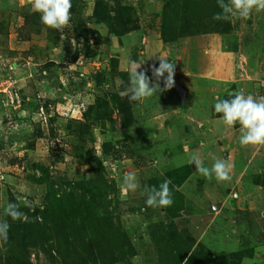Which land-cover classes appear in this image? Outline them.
<instances>
[{"label":"rangeland","instance_id":"rangeland-1","mask_svg":"<svg viewBox=\"0 0 264 264\" xmlns=\"http://www.w3.org/2000/svg\"><path fill=\"white\" fill-rule=\"evenodd\" d=\"M94 1L71 0V9L89 17L93 13ZM165 1L121 0L122 5L132 9L137 27L121 37L111 34L106 25L89 21L85 28L91 37L89 50L92 54L86 56L82 38L76 36L72 21L62 32L45 30L42 24L24 29V15L34 13L31 0H0V223L12 201L19 205L43 204L48 185L46 181L42 184L36 181L43 180V175L49 178L48 184L63 182L61 188L55 184L51 191L53 195L57 193L58 205L66 207L65 202H69L66 196L72 193L75 198L71 199V203H75L78 209L82 195H87L85 190L96 188L95 183L91 182L99 176L103 179L98 185L101 189L99 194L102 193L104 199H100V204H93L96 216L103 222L98 226V235L103 236V242L113 248V254L109 255L111 259L101 257L95 264H167L174 260L170 261L168 255L162 254L159 259L160 242L157 239L162 231L159 227L163 228L160 224L174 215H168L164 208L149 207L146 204V187L158 188L163 181L170 180L171 207L177 210L174 213L178 215L180 208L177 207L182 206L183 209V203L191 208L208 204L207 198L211 199L210 202L219 201L231 188H235L232 196L236 198L239 185L247 186L249 175L255 168L254 162L248 165L244 178L237 183V174L231 176L229 181L220 183L215 178L205 179L196 172L193 162V176L182 186L180 195L175 180H181L190 165L180 171L173 170L180 165L178 160H182L178 145L190 142L194 148L195 141L203 139L205 146L198 148L195 157L208 167L215 159L223 158L225 151L219 153L218 143L214 140L207 143V137H200L197 131L194 132L197 134L195 138L190 137L188 121L193 120L187 116L178 113L179 116L172 117L174 122L171 123V118L157 114L163 112L164 107L169 110L175 95L173 91L182 85L185 88V79L190 78L175 59L178 53V57L182 53L179 58L184 61L188 59L190 46L197 52L191 68L198 74L194 86L199 89L194 95L198 96L196 102L200 107L209 105V89H216L218 98L223 99L226 94L242 92V82L246 80L252 90L246 91L247 88H244L245 96L253 93L264 96V84H260L261 90L255 87L258 82L256 77H264V12L253 11L246 20H213L210 11L203 19L195 16L197 34L177 37L173 43L164 44L160 27ZM188 12H185L186 15L191 14ZM177 24V27L181 25L179 21ZM28 29L31 30L29 40L23 41L20 34L25 37ZM98 39L102 42L99 45L96 43ZM161 46L166 55L159 56ZM152 51L153 56L149 58L147 55ZM75 52L79 54L76 60L73 59ZM159 57L175 64L174 86L142 102H135L131 107V125L123 129L120 115L115 111L111 99L113 95L119 96L121 89L128 84V61L142 64L138 71H144L150 81H154L152 68L159 66ZM112 60L116 61V72L111 76ZM222 60L226 61L223 63ZM46 65H51L48 70L44 69ZM99 72L107 75V81L97 88L92 75ZM166 75L161 78V89ZM222 92L224 94H220ZM180 93L181 97L178 98L184 100L185 104L190 98H186L182 91ZM96 99L106 102L108 111H112L110 117L113 122L106 120L102 126L96 124L87 127L82 114ZM190 101H193L192 98ZM40 107L45 115H39ZM212 112L215 113L214 109ZM205 118L198 117L199 120ZM164 119L167 124L162 127ZM170 123L172 131H168ZM104 143L111 145L105 156ZM243 148L240 147L239 151L243 157H248L249 148ZM186 149L190 151V148ZM95 159L100 161L103 172L99 171ZM33 165L38 168L33 169ZM39 167L46 169V172L42 173ZM235 167L239 169L240 164L236 163ZM129 173L134 174L140 185L134 192L125 190L123 184L124 177ZM175 173L178 176L175 177ZM65 183H70V187ZM102 189H105L104 192ZM210 207L214 209L212 203ZM80 213L81 217L86 216L84 212ZM57 235H52L54 242L57 237L62 238V233ZM175 237H172L174 241ZM174 244L169 242L171 249ZM231 248L235 250L234 245ZM52 253L56 255L55 251ZM88 255L83 254L85 258ZM76 257L80 258V255ZM29 258L31 264H79L70 260L63 263L61 258L51 262L41 251H32ZM89 263L93 264L91 259Z\"/></svg>","mask_w":264,"mask_h":264},{"label":"trees","instance_id":"trees-1","mask_svg":"<svg viewBox=\"0 0 264 264\" xmlns=\"http://www.w3.org/2000/svg\"><path fill=\"white\" fill-rule=\"evenodd\" d=\"M199 9L200 12L198 13L197 10ZM219 10L220 8L218 7L217 0H166L161 13L160 36L162 42L167 44L168 42L171 43L174 41L177 37L183 38L194 36L198 33L197 25L194 23L195 16L203 19L204 16H207V12L210 13L211 11V14L214 15L218 13ZM131 11V8L122 5L121 0H95L93 13L89 17H84L82 13L77 14L71 9L73 18H71L70 22L72 21L75 23L74 31L76 36L82 38L85 55L90 56L92 54L89 50L91 37H89L88 30L85 28V25L89 21L93 20L96 24H104L111 34L115 37H121L129 34L132 29L137 28ZM187 11H189L188 13H191L189 14L190 16L188 14L186 15L185 12ZM178 21L181 24L179 27H177ZM37 25H41L39 14L29 13L24 15V29L26 27L33 28ZM30 31L31 30L29 29L27 30L25 37H22L20 34L23 41L29 40ZM106 42H108V40H106ZM96 43L99 45L102 42L98 39ZM78 56L79 54L75 52L73 59L76 60ZM110 64V74L112 76L113 73L116 72V61L112 60ZM50 66L51 65H46L44 69L48 70ZM106 76L107 75L104 72L92 75V80L97 88H100L103 83L107 81ZM122 76L124 77L126 75ZM123 90L124 87L121 89V92ZM76 91L78 92L80 89H76ZM231 98L232 96H225L223 99ZM111 101L114 104L115 111L120 115L121 127L127 129L131 125V107L135 102H130L127 96L121 95H113ZM107 107L105 101L98 99L95 100L94 104L89 105L82 114L85 126L88 127L96 124L102 126L106 120L113 122L110 117L112 111H108ZM235 127H239V124ZM102 148L105 156L109 153L111 145L109 143H104ZM95 161L98 164L99 171L103 172L104 169L100 161L98 159H95ZM32 168L37 169L38 166L33 165ZM39 169L42 173L46 172V169L44 168L39 167ZM188 170L191 171V167L187 169V172L181 180H175L177 185H180V183L187 177L189 173ZM177 174L178 173H175L173 175L176 177L178 176ZM48 179L49 178L44 175L43 180L36 179V181L39 182L38 184L45 183L46 181V184L49 186L46 187L47 196H45L42 205L36 206L31 203L19 205L15 201H12V204H15L18 210L24 214L23 218L13 219L11 216L4 215L1 223L6 222L8 224V230L7 241L4 242L0 239V264H31L29 257L32 251H41L51 262L56 258H61L63 263L70 260L79 264H90L89 260L91 259L93 264H95V262H98L101 257L103 259H106L107 257L111 259L109 255L111 256L113 254V248L107 246L105 242H103V236L100 237L98 235V226L103 222L99 220L100 218L98 216H96L93 205L96 202L97 204H100L98 203L101 201L100 199H104L103 194H99L101 189L98 187L103 179L98 176V179L100 180L95 179L91 182L95 183L96 188L85 190L87 195L83 194L78 203L80 209L74 205L75 203H71V199L75 198L72 193L66 196L67 199H69V202H65V204H67L66 207L58 205L59 201L56 199L57 193L53 195V192L51 191H53V185H59V188H61L64 184L63 182H51L48 184ZM96 180H98V182ZM65 185L70 187L71 184L65 183ZM80 189L82 190V188ZM86 198L88 200H86ZM75 210H78V212ZM80 211H82V213L84 212L86 216L81 217ZM176 211H174L171 206L164 208V212L168 215L171 214L175 216L176 213L174 212ZM87 226H89V229ZM89 230L92 235L89 233ZM53 233L58 234L57 236H59V233H62V238L57 237L56 242H54L52 236ZM61 240L63 242H61ZM53 251H55L56 255H52ZM83 252L85 254L89 253L90 255L85 258ZM76 255H80V258L76 257ZM208 257L209 263L205 259L203 261H198L195 255H190L184 264L226 263V260L224 259L212 258L210 255H208Z\"/></svg>","mask_w":264,"mask_h":264},{"label":"crops","instance_id":"crops-1","mask_svg":"<svg viewBox=\"0 0 264 264\" xmlns=\"http://www.w3.org/2000/svg\"><path fill=\"white\" fill-rule=\"evenodd\" d=\"M159 49V56L162 54L166 55L162 46ZM153 53L154 51L150 52L147 56L151 58ZM190 53L188 59L186 58L185 61L179 58L182 57V53L179 57V53L176 54L175 57L180 62L181 70L185 74L190 75L189 79H185V88L182 85L179 86L178 90H174L172 94H175V97L173 96L171 99L173 101L172 106L168 107V111L167 107H164V111H159L157 115L159 117L171 118L169 119L171 123L174 122L172 117L179 116L178 113L193 120L188 121V124L191 126L190 137L195 138L197 134H194V132L197 131L200 137H207V143L213 140V142H217L219 153L225 151L223 158L231 165L230 176L237 174L236 183L244 178L248 165L254 162L255 168L251 172V175H249V179L247 177L249 182L247 186L244 188L242 185H239V188H237L236 198L232 196L235 188H231L225 191V195L221 200H212L210 202L211 199L207 198L206 202L208 204L205 203L202 206L187 208L185 203H183L184 201H182L184 208L182 209V206L177 207L180 208L179 214L165 221V225L164 223L160 224L163 228L159 227L162 231L160 232V238L157 239L160 242L158 250L159 259H161L160 254L168 255L170 261L174 260V262L167 264H184L190 255H195L198 261L205 259L209 263L208 255H210L212 258L226 260L225 264H264V145L247 146L249 148L247 153L249 156L243 157L239 151L241 147L239 143V127L233 129L225 127L220 122L219 115L212 112L214 104L219 97L216 95V89L212 91L209 89L211 100L207 107H200L198 105V102H196L198 96L194 95L199 89L197 86H194V84H197L198 74L191 68L192 63L195 62L197 52L191 46ZM210 59L212 58L210 57ZM215 61L218 62L216 59ZM225 61L222 60L223 63ZM209 63L210 65L212 64L211 61ZM256 78L258 82L255 84V87H259V90H261L260 86L262 85L260 84H264V77L257 76ZM242 83V86L247 88L246 91L252 90V86L249 85L247 80ZM244 88L243 93L246 92ZM180 91L185 93L186 98H192L193 101L191 102L188 99L189 103L183 104L184 100L180 101V98H178L181 97ZM224 92L220 94H224ZM231 95L226 94V96ZM251 95L255 98L261 97V95L255 93ZM198 117L206 118L199 120ZM171 123L168 125V128H170L168 131H172ZM166 124L167 121L165 120L161 126L163 127ZM185 143L186 145L177 146L181 149L182 160L181 158L180 162L178 160V164L180 165L174 168V171H180L187 165L191 167L192 157L195 154L198 155V148L205 146L201 138L195 141L194 148L190 146V142ZM187 147L190 148L189 152L185 151ZM182 162L183 165H181ZM236 163L240 164L239 169L235 167ZM194 169H196L195 166ZM192 176L193 171L191 169L187 177L177 188V192L180 195L182 186ZM211 203L214 207L213 210L210 209ZM195 208L197 209L195 210ZM172 237H175L176 241ZM169 242L175 243L172 249L169 246ZM232 245H234L235 250L231 248Z\"/></svg>","mask_w":264,"mask_h":264},{"label":"clouds","instance_id":"clouds-1","mask_svg":"<svg viewBox=\"0 0 264 264\" xmlns=\"http://www.w3.org/2000/svg\"><path fill=\"white\" fill-rule=\"evenodd\" d=\"M220 12L213 15V20L248 19L253 11L264 12V0H217ZM71 0H31V9L39 14L40 22L45 30L52 29L62 32L71 20ZM129 73L127 86L120 93L127 96L130 102H142L147 98L168 91L174 86L175 64L167 58L159 57V66L152 68L150 78L144 71H138L141 65L135 61H128ZM163 88H160L161 78ZM123 83V81H121ZM214 111L219 115L220 122L227 128L233 129L239 124V143L241 147L264 145V96L255 98L252 95L245 96L243 92H236L231 99L217 98ZM195 163L196 172L205 179L226 182L231 179V165L226 159H215L211 167L193 156L191 163ZM125 190L136 191L140 185L134 174H127L123 181ZM170 180L163 181L159 187L145 188L147 194L146 204L149 207L167 208L173 204L172 191L169 187ZM5 214L13 219H21L24 214L15 204H9ZM8 224L0 223V239L7 241Z\"/></svg>","mask_w":264,"mask_h":264},{"label":"built area","instance_id":"built-area-1","mask_svg":"<svg viewBox=\"0 0 264 264\" xmlns=\"http://www.w3.org/2000/svg\"><path fill=\"white\" fill-rule=\"evenodd\" d=\"M15 99H17V97H15ZM17 103L19 102V101H16ZM40 114H43V115H45V113H44V109L42 108V107H40V113H39V115Z\"/></svg>","mask_w":264,"mask_h":264}]
</instances>
